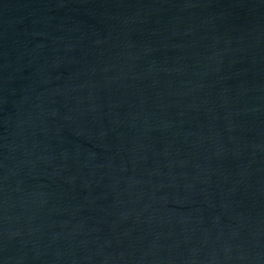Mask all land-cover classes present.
<instances>
[{"label":"water","instance_id":"1","mask_svg":"<svg viewBox=\"0 0 264 264\" xmlns=\"http://www.w3.org/2000/svg\"><path fill=\"white\" fill-rule=\"evenodd\" d=\"M0 264H264V0H0Z\"/></svg>","mask_w":264,"mask_h":264}]
</instances>
